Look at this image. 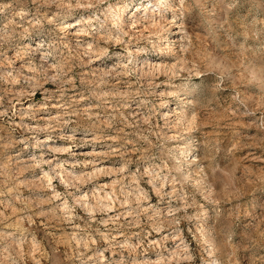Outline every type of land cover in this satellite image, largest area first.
Listing matches in <instances>:
<instances>
[{
	"label": "clouds",
	"instance_id": "1",
	"mask_svg": "<svg viewBox=\"0 0 264 264\" xmlns=\"http://www.w3.org/2000/svg\"><path fill=\"white\" fill-rule=\"evenodd\" d=\"M0 264H264V0H0Z\"/></svg>",
	"mask_w": 264,
	"mask_h": 264
},
{
	"label": "rangeland",
	"instance_id": "2",
	"mask_svg": "<svg viewBox=\"0 0 264 264\" xmlns=\"http://www.w3.org/2000/svg\"><path fill=\"white\" fill-rule=\"evenodd\" d=\"M37 98L39 99V94H37Z\"/></svg>",
	"mask_w": 264,
	"mask_h": 264
}]
</instances>
